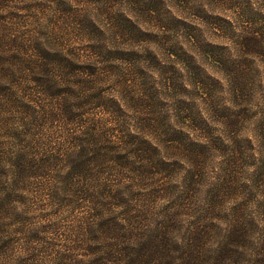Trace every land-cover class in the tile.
I'll return each mask as SVG.
<instances>
[{"label":"clouds","instance_id":"1","mask_svg":"<svg viewBox=\"0 0 264 264\" xmlns=\"http://www.w3.org/2000/svg\"><path fill=\"white\" fill-rule=\"evenodd\" d=\"M44 2L14 0L0 14L19 11L15 5ZM47 2L54 10V0ZM133 2L93 5L100 9L96 18L105 25L103 35L93 33L87 17L78 32L74 26L56 32L39 13L28 21L24 30L52 54L30 65L26 76L33 91L20 93L18 110L0 111V183L22 198L13 199L11 208L23 218L19 223L0 219V245L8 242L0 248V264H55L65 255L70 259L64 264H134L130 258L147 239L141 234L166 229H171L167 235L177 255L197 232H219L204 244L214 252L225 238L244 236L250 228L255 231L248 238L256 248L264 245V183L258 180L264 173V99L241 111L239 104L221 100L215 81L209 83L202 73L206 96L193 84L190 93L178 91L170 98L166 113L158 109L145 118L124 83L133 65L113 54L118 48L140 52L136 62L145 67V49L156 45L123 48L117 34L136 38L108 23L120 20L117 9L139 21ZM156 20L160 28L172 22L166 12ZM41 28L48 35L36 36ZM225 34L232 36L231 27ZM245 34L238 21L228 47L238 49ZM78 35L89 39L76 42ZM52 37L56 42L48 43ZM32 75L40 77L38 84H31ZM150 75L158 72L150 70ZM202 105L215 113L211 126L201 119ZM176 106L184 116L175 112ZM153 118L155 126L149 122ZM193 153L201 158L194 159ZM234 161L238 165L230 166ZM239 251L256 256L252 249Z\"/></svg>","mask_w":264,"mask_h":264},{"label":"rangeland","instance_id":"2","mask_svg":"<svg viewBox=\"0 0 264 264\" xmlns=\"http://www.w3.org/2000/svg\"><path fill=\"white\" fill-rule=\"evenodd\" d=\"M55 9L45 0L44 3H24L15 5L19 11H8L0 14V111H16L23 103L20 93L30 94L33 89L29 86L26 72L31 71L30 65L40 58L38 49L47 51L45 43L35 39L25 31L29 20L46 18L49 26L56 32H64L75 27L78 32L80 21L87 17L93 33L105 34V25L96 18L99 8L93 5L100 0H78L82 7H73L68 0H54ZM14 0H0V10L10 8ZM142 5V7H141ZM133 10H139L140 20H129L124 11L117 9L119 21H108L115 28L119 24L126 33H131L135 40H124L117 34V44L123 48L135 49L137 46L156 45L155 49H145V67H139L136 58L141 56L137 51H121L119 48L113 54L117 59H124L133 66L128 69L129 79L124 81L134 93V100H138L136 111L145 118L154 117L155 110L167 112L170 108V98H174L178 91L188 94L193 84L198 92L205 96L204 85L199 76L206 73L209 83L215 81L218 95L223 101H231L240 105L241 111L264 99V0H134ZM35 10V11H34ZM27 15H21V13ZM171 16L172 22L165 28H160L156 17L162 13ZM238 13L235 17L233 13ZM107 20L108 13H100ZM116 15V12L112 13ZM152 17V19H149ZM244 32L238 49L229 48L226 41L235 36L237 22ZM231 27L232 36H227L225 30ZM48 35L42 28L36 30V36ZM89 39L88 35L76 36V42ZM55 37L48 43H55ZM94 45H89V49ZM52 54V53H50ZM71 55V51L69 52ZM35 58V59H34ZM89 69L90 65L87 66ZM146 68L149 71H146ZM150 70H156L157 76L150 75ZM40 77L32 75L31 84H38ZM185 104L188 101H184ZM25 105V108H30ZM202 116L206 124L215 117L201 106ZM230 111V110H229ZM175 112L184 116L183 108L175 107ZM219 119V118H217ZM153 126L157 119L149 121ZM264 123V122H262ZM261 127L260 125L257 126ZM264 131V128L261 129ZM169 144L176 141L169 140ZM159 151V149H158ZM194 159H200L199 153H193ZM238 161L230 166L238 165ZM2 174V173H0ZM264 183V173L258 177ZM0 219L11 218L12 223H19L22 217L11 208L13 193L0 183ZM171 229L158 235L142 233L147 239L142 244L135 257L130 258L134 264H175L181 259L183 264H264V245L259 249L248 237L254 235V228H250L244 236L233 234L231 240L215 252L206 249L205 243L219 237V232H197L187 249H179V254L173 250L167 235ZM0 245V248L7 245ZM252 249L255 258H249L246 252L239 248ZM68 256H59L55 264H64Z\"/></svg>","mask_w":264,"mask_h":264},{"label":"trees","instance_id":"3","mask_svg":"<svg viewBox=\"0 0 264 264\" xmlns=\"http://www.w3.org/2000/svg\"><path fill=\"white\" fill-rule=\"evenodd\" d=\"M38 53L40 54V56L44 55V54H47V55H51L50 52L48 51H43L42 49H38ZM134 99V97H133Z\"/></svg>","mask_w":264,"mask_h":264}]
</instances>
